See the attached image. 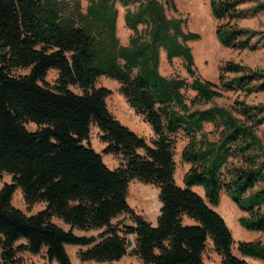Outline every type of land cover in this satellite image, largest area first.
<instances>
[{
	"label": "trees",
	"instance_id": "1",
	"mask_svg": "<svg viewBox=\"0 0 264 264\" xmlns=\"http://www.w3.org/2000/svg\"><path fill=\"white\" fill-rule=\"evenodd\" d=\"M118 3L133 32L128 44L118 36ZM241 3L210 0L216 37L224 47L254 50L260 38L252 43L258 32L239 26L248 15ZM170 10L178 11L175 0H87L85 8L81 0H0V175L12 177L0 188V264H25L21 252L74 264L67 244L88 246L82 261L113 264L129 254L143 264H205L210 241L221 264H252L242 256L264 263V238L239 241L238 255L232 230L215 209L226 192L244 212L240 225L264 235V142L258 134L264 105L236 99L206 106L227 91H263L264 71L228 61L216 82L202 78L189 44L200 35ZM163 52L169 63L183 59L192 80L163 75ZM52 69L58 71L54 84L46 80ZM103 76L119 83L127 103L151 126L150 141L110 111L112 90L97 84ZM30 122L35 130L27 128ZM93 125L106 144L103 153L120 159L117 168L92 146ZM180 133L189 139L181 158L191 165L184 187L175 177ZM134 180L159 189L156 223L130 206ZM196 185L205 197L192 189ZM17 188L29 210L45 207L28 213L15 206ZM123 215L131 224L114 222ZM75 228L102 232L77 235Z\"/></svg>",
	"mask_w": 264,
	"mask_h": 264
},
{
	"label": "rangeland",
	"instance_id": "2",
	"mask_svg": "<svg viewBox=\"0 0 264 264\" xmlns=\"http://www.w3.org/2000/svg\"><path fill=\"white\" fill-rule=\"evenodd\" d=\"M177 6V12L169 11V16H180L186 18V28L187 30L196 32L200 35V39L196 41H191L189 44L192 47L194 54L195 66L204 79L216 82L218 80L219 68L221 65L228 61H234L236 63L249 66L253 69L264 71V0H242L240 5L241 8L248 10V15L246 18L241 19L238 24L242 28H248L251 30H256L258 32L257 36L254 37L251 42H258V46L254 50L250 49H234L227 48L221 45L216 37V28L218 25V20L213 16L210 8V0H175ZM83 7L87 6V0H81ZM119 18H118V36L123 44H128L132 31L125 26L124 13L126 7L121 3H118ZM186 62L183 59L175 58L172 63L164 61L161 66V71L163 74L170 75H181L186 77L189 81L192 80L190 75L186 70ZM58 77V71L52 69L48 72L46 80L50 84H54ZM107 77H101L98 80V85H105L112 89V93L107 97V104L109 109L121 116L127 123L131 125L142 124V120L131 112L130 105L127 103L124 96L119 92V87L117 84ZM189 97L195 95V92L189 90L186 92ZM238 99L240 101H245L248 104L253 105H264V90L253 92L251 94H245L240 92L227 91L222 97H218L214 102L206 104L210 106L213 103L229 106ZM27 128L30 130H35L37 125L35 123H27ZM205 129L207 131L214 130V124H205ZM258 134L264 142V124L259 126ZM92 138H97L96 130L93 127L91 130ZM189 139L183 135H178L176 139V144L174 148V159L176 162V178H182L184 172L186 171V163L181 158L182 151ZM97 144V141L95 142ZM12 177L8 173H3L0 175V188L5 183H10ZM225 198V199H224ZM128 200L131 207L136 213H139L143 217H152L157 211L159 198L156 192V187L154 185H145L140 181H132L129 187ZM223 201L224 203L223 206ZM13 203L15 206L22 207L24 211L32 213L34 208L30 210L24 201L23 193L20 188H17L13 195ZM219 206H222L226 211L220 213L228 226L232 230L235 239L234 252L237 253V244L239 240L245 241L254 240L259 238H264L261 232L248 231L243 228L239 223V218L244 215L237 205L230 199L226 192L222 193L221 201ZM124 219V222L131 224V220L127 215H123L114 220L118 222ZM81 235L86 236H97L102 230H78ZM240 236V237H238ZM128 240L131 239L134 244V235L127 236ZM99 240V239H98ZM133 246V245H132ZM88 246L79 245H67V252L70 255L72 262L74 264H106L96 261H82L79 254L81 251L86 249ZM1 254V247H0ZM205 255L209 258H213V248L208 244L205 251ZM19 257L25 264H57L56 262H49L43 253L37 255H30L27 252H21ZM141 261L136 256L126 255L121 260L115 261L113 264H139Z\"/></svg>",
	"mask_w": 264,
	"mask_h": 264
},
{
	"label": "crops",
	"instance_id": "3",
	"mask_svg": "<svg viewBox=\"0 0 264 264\" xmlns=\"http://www.w3.org/2000/svg\"><path fill=\"white\" fill-rule=\"evenodd\" d=\"M164 61H167V58H166V54L163 52V53L161 54V65H160V70H161V66L163 65ZM161 73L163 74L162 71H161ZM163 75H165V74H163ZM166 76H167V75H166ZM114 82L117 84V87L120 86L119 83H118L117 81H114ZM98 86H103V85H100V84H99ZM104 87H107V86L104 85ZM107 88H109V87H107ZM109 89H111V88H109ZM111 90H112V89H111ZM75 91H76V92H79L78 89H75ZM130 109H131V112L134 113V114L138 117V119L142 120V124L131 125V124L127 123L126 121H124V119L121 118V116H119L118 114H115V113L112 112L111 110H110V111H111V112L113 113V115H114L117 119H119L123 124L129 126V127H130L132 130H134L136 133H138L139 135L145 137L148 141H150V140L153 138V136H154V132H153L151 126H150L147 122L144 121L143 117L137 115V114L135 113V111H134L133 108L130 107ZM93 127H94L95 130H96L97 138L93 139V138H92V135H91L90 142H91L92 146L94 147V149H95L96 151L102 153V155H103V159H104L105 163H106L110 168H112V169L117 168V167L120 165V159H119L118 157H116L115 155H113V154H104V153H103V150H104V148L106 147V144L103 143V142H101L100 139H99V133H100V129H99V127H98L97 125H93L92 128H93ZM178 135H182V134L180 133V134H178ZM183 136H184V135H183ZM184 137H185V136H184ZM96 141H97V144L95 143ZM184 163H186V162H184ZM186 165H187V166H186V167H187V168H186V171H187V170L190 168L191 165H190L189 163H186ZM186 171H185V172H186ZM185 172H184V174H185ZM184 174H183V176H184ZM183 176H182V178H180V179L176 178L177 184H178L179 186H182V187L185 186V184H184V182H183ZM175 177H176V174H175ZM143 184H144V183H143ZM145 185H147V184H145ZM192 189H193L194 191H196V192H197L199 195H201L202 197H205V191H204V188H203L202 186H198V185H196V186H193ZM156 192H157V195H158V194H159V189H158V188H156ZM128 201H129V200H128ZM129 204H130V203H129ZM130 206H131V205H130ZM17 207H18V206H17ZM44 207H45V204H44V203H37V204H35V205L33 206L34 210H33L32 213H37L38 211L42 210ZM160 207H161V202L159 201L157 211L154 213V215H153L152 217H147L146 219H147L148 221L152 222V223H156V219H157V216H158V214H159V209H160ZM19 208H21L22 210H24L22 207H19ZM215 209H216L219 213H222V212L226 211L225 208H223L222 206H219V205H218L217 207H215ZM137 214H139V213H137ZM53 220H54V222H56L58 225L62 226L63 228H66V229L69 228V225H67L62 219L57 218V217H54ZM78 230H79V229L75 228V229H74V232H75L77 235H81V234L79 233ZM238 237H240V236H238ZM234 238H235V237H234ZM235 239H236V238H235ZM239 241H242V240H239ZM245 241H248V240L245 239ZM209 244H210V246L213 248L212 241H210ZM67 245H70V244H67ZM67 245H66V249H67ZM28 254H29V253H28ZM43 254H44V256H45V253H44V252H43ZM237 254L240 255L239 253H237ZM30 255L33 256L34 254H30ZM212 256H213V258L211 259V258L207 257V256L204 254V263H205V264H221V257H220V256H219L214 250H213V255H212ZM242 257L245 258L247 261H249V262L252 263V264H264L261 260H258V259H255V258H252V257H249V256H242ZM139 260H140V259H139ZM140 261H141V260H140ZM56 263H57V262H56ZM139 264H143V262L141 261Z\"/></svg>",
	"mask_w": 264,
	"mask_h": 264
},
{
	"label": "water",
	"instance_id": "4",
	"mask_svg": "<svg viewBox=\"0 0 264 264\" xmlns=\"http://www.w3.org/2000/svg\"><path fill=\"white\" fill-rule=\"evenodd\" d=\"M128 244H129V245H133V246H135V245L133 244V242H132L131 239L128 240Z\"/></svg>",
	"mask_w": 264,
	"mask_h": 264
},
{
	"label": "bare ground",
	"instance_id": "5",
	"mask_svg": "<svg viewBox=\"0 0 264 264\" xmlns=\"http://www.w3.org/2000/svg\"><path fill=\"white\" fill-rule=\"evenodd\" d=\"M224 199H225V198H224ZM224 203H226V202L223 201V206H224Z\"/></svg>",
	"mask_w": 264,
	"mask_h": 264
}]
</instances>
